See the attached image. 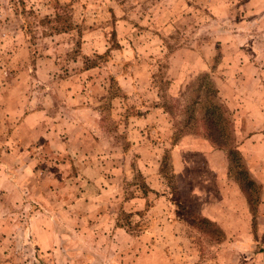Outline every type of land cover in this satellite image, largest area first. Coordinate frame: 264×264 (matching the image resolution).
I'll list each match as a JSON object with an SVG mask.
<instances>
[{
	"label": "rangeland",
	"instance_id": "1",
	"mask_svg": "<svg viewBox=\"0 0 264 264\" xmlns=\"http://www.w3.org/2000/svg\"><path fill=\"white\" fill-rule=\"evenodd\" d=\"M0 264H264V0H0Z\"/></svg>",
	"mask_w": 264,
	"mask_h": 264
},
{
	"label": "crops",
	"instance_id": "2",
	"mask_svg": "<svg viewBox=\"0 0 264 264\" xmlns=\"http://www.w3.org/2000/svg\"><path fill=\"white\" fill-rule=\"evenodd\" d=\"M208 146V149L204 150L207 154L211 165L208 168H215V159L226 158V150L220 148L217 150L207 140L196 139L195 137H186L180 144L174 147V172L177 177L184 175L189 165L186 159V154L196 151L197 143L201 142ZM224 152H223V151ZM201 151V150H200ZM226 169V166L225 168ZM225 182L226 179H218ZM203 192L196 190L193 193V201H187L188 206L196 208L198 213H194L200 217L211 219L213 222L218 223V226L225 232L235 233L238 227L235 223H232V219L238 217H244L246 220V227L250 226V211L249 205L241 188L234 182H228L220 185V192L216 191V188L211 189L203 186ZM218 194V196H217ZM199 208V209H198ZM210 220V221H211Z\"/></svg>",
	"mask_w": 264,
	"mask_h": 264
},
{
	"label": "trees",
	"instance_id": "3",
	"mask_svg": "<svg viewBox=\"0 0 264 264\" xmlns=\"http://www.w3.org/2000/svg\"><path fill=\"white\" fill-rule=\"evenodd\" d=\"M210 123L211 124H213L214 123V121L213 120H210ZM211 139L213 138V136L212 135H210L209 136ZM214 142H217V140L216 139H212ZM194 218H195V220H197L198 222L200 221H204V222H207V223H209L210 225H213L214 226V222H212V221H210L209 219H206V218H203V217H200V216H198V215H196V214H194ZM195 224V223H194ZM216 225V224H215ZM197 226V225H196Z\"/></svg>",
	"mask_w": 264,
	"mask_h": 264
}]
</instances>
